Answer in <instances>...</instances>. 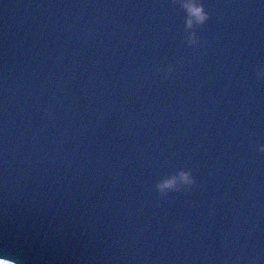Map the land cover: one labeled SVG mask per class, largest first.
<instances>
[{"label": "water", "instance_id": "1", "mask_svg": "<svg viewBox=\"0 0 264 264\" xmlns=\"http://www.w3.org/2000/svg\"><path fill=\"white\" fill-rule=\"evenodd\" d=\"M188 2L0 0L1 260L264 264V0Z\"/></svg>", "mask_w": 264, "mask_h": 264}, {"label": "clouds", "instance_id": "2", "mask_svg": "<svg viewBox=\"0 0 264 264\" xmlns=\"http://www.w3.org/2000/svg\"><path fill=\"white\" fill-rule=\"evenodd\" d=\"M185 6L194 12L197 22L203 23L204 20L207 19L208 12L204 10V7L202 4H192V3H189L188 0H185ZM188 23H189V25H191L192 20L189 19ZM189 39L194 41L196 39L195 33H190ZM261 148H264V145H261ZM181 176H182L183 180L187 183H190L192 181V177H191L190 173H188V172L182 171ZM166 184L168 186H172L174 184V180H169L166 182ZM161 187L163 188L164 185H161Z\"/></svg>", "mask_w": 264, "mask_h": 264}, {"label": "rangeland", "instance_id": "3", "mask_svg": "<svg viewBox=\"0 0 264 264\" xmlns=\"http://www.w3.org/2000/svg\"><path fill=\"white\" fill-rule=\"evenodd\" d=\"M0 264H13V263L7 260H0Z\"/></svg>", "mask_w": 264, "mask_h": 264}]
</instances>
